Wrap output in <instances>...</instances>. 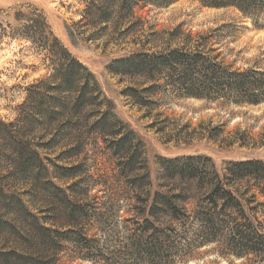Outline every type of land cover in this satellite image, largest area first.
Listing matches in <instances>:
<instances>
[{"label":"trees","instance_id":"obj_1","mask_svg":"<svg viewBox=\"0 0 264 264\" xmlns=\"http://www.w3.org/2000/svg\"><path fill=\"white\" fill-rule=\"evenodd\" d=\"M91 1L88 17L109 26L115 16L124 23L138 8L169 6L177 0ZM196 1L206 8H232L254 23L264 18V0ZM27 29L33 42L46 45L52 38L58 53L53 54L50 77L28 88L24 115L14 123L0 118V162L13 169V184H31L22 195L3 185L7 193L0 185V233L13 239L11 247L0 251V264H67L59 256L64 243L73 247L69 264H184L196 251L214 245L250 264L264 263L263 160L231 161L219 171L206 155L160 157L158 181L166 186L154 191L143 140L118 117L95 75L54 35L46 34L44 20L40 33ZM200 39L194 49L186 44L136 52L113 61L108 70L135 83L123 94L149 114L158 91L177 99L263 103L264 70H234L206 49L210 37ZM80 128L87 137L110 145L101 153L105 165L114 167L89 176L81 192L75 183V195L68 197L49 179L39 151L44 147L34 142L46 141V149L61 143L67 160L78 158L82 147L70 146L72 133ZM80 168H67L64 176L77 178ZM98 187L102 196L98 191L91 195ZM40 193L50 200L61 198L63 219H51L52 201L40 207L39 217L22 200L26 196L37 203L34 196ZM66 227L68 231L58 229Z\"/></svg>","mask_w":264,"mask_h":264},{"label":"rangeland","instance_id":"obj_2","mask_svg":"<svg viewBox=\"0 0 264 264\" xmlns=\"http://www.w3.org/2000/svg\"><path fill=\"white\" fill-rule=\"evenodd\" d=\"M91 2L0 0L1 119L14 123L22 113L24 115L21 107L29 95L28 88L53 73V54L58 53L53 39L50 38L45 45L37 40L33 42L28 38L32 34H27L28 27L36 32L44 20L48 27L46 34L54 35L95 75L105 96L113 102L118 117L143 140L154 191L160 190V184L166 186L158 181L160 157L206 155L213 159L219 171L231 161H264V102L253 106L222 100L177 99L168 96L166 91H158L159 95L152 98L155 103L149 114L146 109L133 105L132 99L123 94L127 88L136 86L135 83L108 70L113 61L140 51H162L170 46L186 44L194 49L200 38L206 36L211 38L206 49H213L214 55H220L219 61L234 70H264V18L254 23L232 8H206L196 0H177L169 6L138 8L134 17H129L124 23L115 16L114 23L106 26L98 25L95 19L88 17L87 9L92 6ZM72 136L70 148L80 145L82 151L78 158L70 160L66 159L61 143L46 149V141L34 142V145L44 147L39 151L49 179L68 197L75 195L71 189L75 183L81 192L89 176L104 174L114 167L105 165L101 153V148L110 145L87 137L86 130L81 128ZM72 166L81 167L79 177L64 176L66 169ZM13 172V169H8L7 162H0V185L9 186L11 191L22 195L31 184L23 181L13 184ZM4 177H9L7 183L3 182ZM4 189L9 192L8 188ZM161 189L167 191L165 187ZM101 190L102 187H98L91 195L98 191L102 196ZM34 198L37 201L34 204L28 202L30 198L26 196L22 200L39 217H42L40 207L52 201L54 212L51 219H63L65 207L61 198L50 200L43 193ZM0 211V214L4 213L1 201ZM4 220L9 221L10 216L5 215ZM58 229L69 230L67 227ZM12 241L7 233H0V251L11 247ZM62 249L59 256L63 263L69 264L73 247L64 243ZM187 259L184 264H250L245 259L229 256L219 245L200 249ZM72 264L92 263L75 261Z\"/></svg>","mask_w":264,"mask_h":264}]
</instances>
